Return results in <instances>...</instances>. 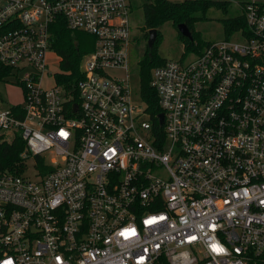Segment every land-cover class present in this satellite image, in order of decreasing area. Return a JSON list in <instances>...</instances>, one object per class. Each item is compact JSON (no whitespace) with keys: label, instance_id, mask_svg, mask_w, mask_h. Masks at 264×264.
<instances>
[{"label":"built area","instance_id":"1","mask_svg":"<svg viewBox=\"0 0 264 264\" xmlns=\"http://www.w3.org/2000/svg\"><path fill=\"white\" fill-rule=\"evenodd\" d=\"M226 1L240 41L152 68L159 132L132 102V0H0L22 96H0V144L25 147L0 168V264H264V0ZM59 17L94 37L69 82Z\"/></svg>","mask_w":264,"mask_h":264},{"label":"trees","instance_id":"2","mask_svg":"<svg viewBox=\"0 0 264 264\" xmlns=\"http://www.w3.org/2000/svg\"><path fill=\"white\" fill-rule=\"evenodd\" d=\"M231 3L226 0H143L142 9L144 12L146 38H149V31L156 29L158 35L152 48L147 46L144 58L141 60L142 75V97L146 102L147 112L155 123L156 129L162 132L163 126L159 124V115L162 109L158 104L156 91L150 85L151 70L154 66L165 62L157 54V48L162 40L160 28L166 22L171 21L178 28L179 24H186L193 34V40L183 36L179 31V38L185 43L186 53L195 52L200 54L208 45V42L201 39L200 33L195 29V23L205 17L206 10L216 6L227 12ZM229 6V7H228ZM199 12L203 16H197ZM227 38H230L237 30L247 28L244 15H237L223 20ZM53 49L62 57L61 67L66 72L63 81H73L80 76V61L84 53L94 48V37L91 35L72 30L67 27L63 17H59L52 25ZM8 74L7 68L0 65V77ZM24 144L19 142L13 145L0 144V168H4L16 160L24 150ZM9 154L8 157L6 155Z\"/></svg>","mask_w":264,"mask_h":264},{"label":"rangeland","instance_id":"3","mask_svg":"<svg viewBox=\"0 0 264 264\" xmlns=\"http://www.w3.org/2000/svg\"><path fill=\"white\" fill-rule=\"evenodd\" d=\"M171 1H184V0H171ZM143 0H132L133 12L131 15V23L133 26V35L135 40L131 47L129 68L130 85L132 91V102L141 107H146V102L142 97V75L140 62L144 58L146 48L148 46V39L146 38L144 12L142 9ZM229 7V6H228ZM241 8L235 4H231L227 12L216 6L209 7L205 12V17L195 23V29L200 33L201 39L208 43L218 42L225 40L227 34L224 28L223 20L226 18L234 17L241 14ZM197 16H203L199 12ZM162 40L157 48V54L164 60H181L190 61L196 56L195 52H187L185 43L179 38V30L174 24L169 21L161 26ZM232 41H240L238 35H232ZM49 71L51 75L53 72L62 70L59 64V58L49 56ZM64 74H59L60 78ZM14 82L12 77H7L0 80V96L8 102H21V90L18 87L9 85ZM45 87L52 86L54 80L52 76L45 77L43 80ZM7 106V104H4ZM49 158V157H48ZM33 164V162H30Z\"/></svg>","mask_w":264,"mask_h":264},{"label":"water","instance_id":"4","mask_svg":"<svg viewBox=\"0 0 264 264\" xmlns=\"http://www.w3.org/2000/svg\"><path fill=\"white\" fill-rule=\"evenodd\" d=\"M178 30L180 31V33L183 36L189 38L190 40H193V34L186 24H183V23L179 24ZM157 35H158V31L156 29H151L149 31V38H148V47L149 48H152L154 46ZM159 121L161 124L163 123V121H164V114L163 113H161L159 115Z\"/></svg>","mask_w":264,"mask_h":264}]
</instances>
